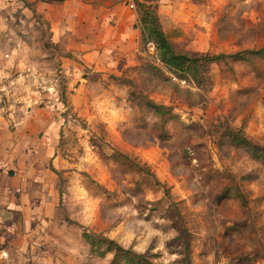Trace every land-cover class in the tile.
<instances>
[{"label":"rangeland","instance_id":"rangeland-1","mask_svg":"<svg viewBox=\"0 0 264 264\" xmlns=\"http://www.w3.org/2000/svg\"><path fill=\"white\" fill-rule=\"evenodd\" d=\"M29 1L36 14L0 0V161L59 174L38 246L55 264H108L87 232L160 264H264V161L225 135L264 151V56L227 57L264 48V0ZM139 2L175 50L224 57L177 78L142 44Z\"/></svg>","mask_w":264,"mask_h":264},{"label":"crops","instance_id":"crops-1","mask_svg":"<svg viewBox=\"0 0 264 264\" xmlns=\"http://www.w3.org/2000/svg\"><path fill=\"white\" fill-rule=\"evenodd\" d=\"M33 163L29 158L25 166ZM4 165L5 161L1 160L0 264H55V257L38 246L44 236L34 233L38 231L37 227L42 230L46 216L48 222L53 221L57 211L59 174L37 168L16 169L11 173ZM18 166L19 160H16L13 167ZM32 220H36L35 231L30 227ZM4 252L6 256L2 255Z\"/></svg>","mask_w":264,"mask_h":264},{"label":"trees","instance_id":"trees-1","mask_svg":"<svg viewBox=\"0 0 264 264\" xmlns=\"http://www.w3.org/2000/svg\"><path fill=\"white\" fill-rule=\"evenodd\" d=\"M21 1L36 14V10L33 7L35 1ZM137 6L139 10L138 23L141 30L142 44L146 45L149 41L153 42L155 45L154 53L157 60L167 71L177 78L187 80L189 77L191 79H197L208 63H212L224 57L225 54L211 56L206 53H190L175 50L170 39L163 30L156 12L149 5L142 2H139ZM227 55V57L235 61H248L255 57L264 56V48L251 49L243 52L238 51ZM143 104L164 121L173 117L171 111L164 105L156 104L151 100H146ZM241 134V129H229L227 133H225L229 141L233 144L245 146L248 148L253 158L264 161V151ZM114 157L119 162L131 163L139 169H145L138 161L130 158L126 154L118 152ZM51 170L54 171V169ZM82 236L90 246L91 251L96 253V255L105 256L107 253L112 254V258L108 264H160L154 260L155 255L138 252L131 247H124L114 239L87 232H83Z\"/></svg>","mask_w":264,"mask_h":264},{"label":"built area","instance_id":"built-area-1","mask_svg":"<svg viewBox=\"0 0 264 264\" xmlns=\"http://www.w3.org/2000/svg\"><path fill=\"white\" fill-rule=\"evenodd\" d=\"M130 6L132 7L133 4H130ZM147 45H148V47L152 48V50L155 49V45H154L153 42L149 41V42H147ZM2 255H5L6 256V253L4 252V253H2Z\"/></svg>","mask_w":264,"mask_h":264}]
</instances>
